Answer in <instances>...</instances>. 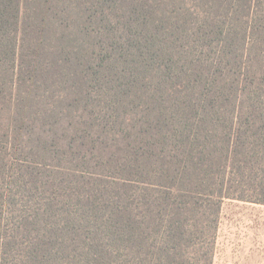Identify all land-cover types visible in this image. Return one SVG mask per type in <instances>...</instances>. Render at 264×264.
<instances>
[{"label": "trees", "instance_id": "1", "mask_svg": "<svg viewBox=\"0 0 264 264\" xmlns=\"http://www.w3.org/2000/svg\"><path fill=\"white\" fill-rule=\"evenodd\" d=\"M264 206V0H0V264H214Z\"/></svg>", "mask_w": 264, "mask_h": 264}, {"label": "rangeland", "instance_id": "2", "mask_svg": "<svg viewBox=\"0 0 264 264\" xmlns=\"http://www.w3.org/2000/svg\"><path fill=\"white\" fill-rule=\"evenodd\" d=\"M214 264H264V206L224 203Z\"/></svg>", "mask_w": 264, "mask_h": 264}]
</instances>
